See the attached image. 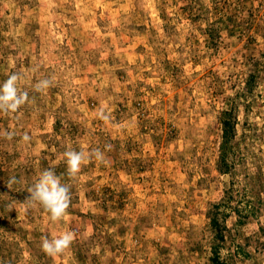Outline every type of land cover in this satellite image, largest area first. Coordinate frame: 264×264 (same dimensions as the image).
I'll list each match as a JSON object with an SVG mask.
<instances>
[{"label": "rangeland", "instance_id": "1", "mask_svg": "<svg viewBox=\"0 0 264 264\" xmlns=\"http://www.w3.org/2000/svg\"><path fill=\"white\" fill-rule=\"evenodd\" d=\"M13 72L30 102L0 114V264H264V0H0ZM93 149L68 177L62 154ZM48 168L70 186L55 223L25 204Z\"/></svg>", "mask_w": 264, "mask_h": 264}, {"label": "clouds", "instance_id": "2", "mask_svg": "<svg viewBox=\"0 0 264 264\" xmlns=\"http://www.w3.org/2000/svg\"><path fill=\"white\" fill-rule=\"evenodd\" d=\"M23 79V74L13 72L9 74L7 79L0 83V114L11 116L17 114L19 109L26 103H29V93L20 91L18 83ZM50 79H39L34 85L35 92H43L51 86ZM100 119L109 121V116L105 114L103 109L98 112ZM14 133L4 131L0 132V136L11 140ZM23 140H30V136L25 133ZM110 149V145L105 146ZM63 157L66 160V173L70 178H74L81 169V165L89 162L92 158L97 161L104 162V153L100 149H93L91 152L68 150L65 151ZM63 175H57L54 169H44L38 175L36 181L28 188V195L25 198V204L28 207L41 208L51 222H59L62 220L69 208L71 201L70 186L62 182ZM19 183L16 177H10L7 184L11 187L13 184ZM75 234L73 232H64L59 237L49 239L41 238V250L49 257H57L70 247Z\"/></svg>", "mask_w": 264, "mask_h": 264}, {"label": "trees", "instance_id": "3", "mask_svg": "<svg viewBox=\"0 0 264 264\" xmlns=\"http://www.w3.org/2000/svg\"><path fill=\"white\" fill-rule=\"evenodd\" d=\"M235 214L237 215V218H238L237 224H242L241 218L239 217L238 215L239 213L237 210L235 211ZM211 261L213 264H216L218 262V253L216 250L215 251L213 250V257L211 258Z\"/></svg>", "mask_w": 264, "mask_h": 264}]
</instances>
